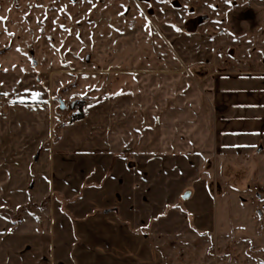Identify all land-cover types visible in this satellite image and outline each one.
<instances>
[{"label": "rangeland", "instance_id": "374dc122", "mask_svg": "<svg viewBox=\"0 0 264 264\" xmlns=\"http://www.w3.org/2000/svg\"><path fill=\"white\" fill-rule=\"evenodd\" d=\"M0 17L2 237H61L64 264H264V157L223 177L199 157L214 151L209 131L200 139L205 77L264 75V0H0ZM101 95L112 104L98 111ZM189 123L185 174L152 162V127L179 154ZM109 131L140 133L142 149L108 147ZM64 139L84 155L57 158Z\"/></svg>", "mask_w": 264, "mask_h": 264}, {"label": "crops", "instance_id": "0c3cea01", "mask_svg": "<svg viewBox=\"0 0 264 264\" xmlns=\"http://www.w3.org/2000/svg\"><path fill=\"white\" fill-rule=\"evenodd\" d=\"M204 82L205 84L203 85V91H201L200 98L203 100V103L205 102V105L210 108L209 110L212 116V124L210 127L207 126V123L202 125L203 127H199L200 131H205V134H201L200 139H203L204 136L206 137L209 134V131V136L212 138L211 148L214 151L209 152L207 146H201L199 148V157L200 162H202V165L205 166V168H208V166L211 165L210 163H213L212 159L215 158V166H210V168L213 170L212 171L210 169V172H213L214 175L218 177H223L225 164L227 167L232 168L229 166V164H235V159L239 156H249L251 154L253 156L264 157V75L256 74L254 72L234 74L231 71L224 73L221 71H214L205 77ZM100 97L98 99V106L96 107L98 111L101 108L104 109V107L108 108V106L112 104V100L109 98V96L106 101H100ZM96 109L91 110L93 111L91 117H96ZM110 130L112 131V129ZM185 130H187L188 134L184 133L183 135H179V138L183 137L184 140L187 138V145H184L185 148L182 150V152L177 154L178 152L172 153L170 150L166 154L163 143L165 141V137H167V134L164 132L169 131L163 130L161 133L159 127H157V129L156 127H152V162H155L159 158L160 154H162L167 158L166 161L169 164H172V172L182 171L181 173L184 172L185 174V170H187L186 167L191 166L192 162V151L189 149L191 148L189 147V145H191L189 141L191 139L190 132L192 131L190 123L187 129L184 127V131ZM110 133V131L107 132L106 136L108 139L105 145L108 147H116L118 144L125 146L136 144L139 147L142 145L143 140H141V137H139L140 133H136L138 138L136 139L135 143L133 138H131L133 137L131 134H122L121 138L119 137L120 142H118L113 140L112 133L111 135ZM173 140L177 141V138ZM71 141L73 140L64 139L55 146L54 150L56 154H59L57 158L61 156L60 153L62 150L63 154L68 151H73L74 154L72 155V158H74V160L77 158V156L84 155V153L75 154V146L79 144V141L75 142L74 140V143ZM88 154L89 153H86V155ZM187 157L188 159H186ZM141 159L142 157H137V160H135V167H138V169L142 167L143 161ZM176 163L179 164L178 167H176ZM72 166L74 168L73 170H79L80 172V167L76 168V165ZM90 172L92 171H85L82 173L81 177L89 176L88 174ZM150 172H152V178L156 177L154 175L156 172L153 165ZM119 175L120 177H123L127 180L126 172L121 171L118 176ZM154 186L155 185L153 184L151 189L155 188ZM27 237L25 235L19 237V245H15L17 241L16 239L11 240L7 234L6 237H2L0 235V245H3L6 241L8 247L7 250L9 251L8 260H11L12 264H30V261L28 260L29 256H26V254H29L30 252L36 253L37 256H39L38 260L36 257L38 262L43 260L44 264H64L63 256L61 254L63 246L60 245L62 241L59 240L61 237L49 235L44 237H36L34 240H31L32 238L30 236L29 238ZM12 253L16 254L14 259L11 257ZM58 253L60 255L59 257ZM30 256L32 257V254Z\"/></svg>", "mask_w": 264, "mask_h": 264}, {"label": "water", "instance_id": "95a60500", "mask_svg": "<svg viewBox=\"0 0 264 264\" xmlns=\"http://www.w3.org/2000/svg\"><path fill=\"white\" fill-rule=\"evenodd\" d=\"M59 107H60V109H65V108H67V105L65 104V102L63 101V99H59ZM185 196H187L188 194L187 193H185L184 194Z\"/></svg>", "mask_w": 264, "mask_h": 264}, {"label": "built area", "instance_id": "2783aa9c", "mask_svg": "<svg viewBox=\"0 0 264 264\" xmlns=\"http://www.w3.org/2000/svg\"><path fill=\"white\" fill-rule=\"evenodd\" d=\"M107 98H108V96H107V95H103V96H101V97H100V101H106V100H107Z\"/></svg>", "mask_w": 264, "mask_h": 264}, {"label": "snow or ice", "instance_id": "6c2138e0", "mask_svg": "<svg viewBox=\"0 0 264 264\" xmlns=\"http://www.w3.org/2000/svg\"><path fill=\"white\" fill-rule=\"evenodd\" d=\"M0 19H5L4 17H0Z\"/></svg>", "mask_w": 264, "mask_h": 264}, {"label": "trees", "instance_id": "16d2710c", "mask_svg": "<svg viewBox=\"0 0 264 264\" xmlns=\"http://www.w3.org/2000/svg\"><path fill=\"white\" fill-rule=\"evenodd\" d=\"M80 118V117H79Z\"/></svg>", "mask_w": 264, "mask_h": 264}]
</instances>
